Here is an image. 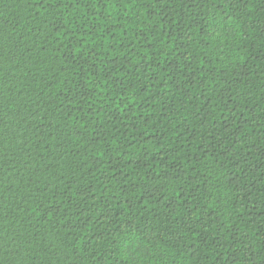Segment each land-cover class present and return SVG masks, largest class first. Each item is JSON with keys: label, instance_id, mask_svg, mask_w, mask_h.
Wrapping results in <instances>:
<instances>
[{"label": "trees", "instance_id": "1", "mask_svg": "<svg viewBox=\"0 0 264 264\" xmlns=\"http://www.w3.org/2000/svg\"><path fill=\"white\" fill-rule=\"evenodd\" d=\"M0 264H264V0H0Z\"/></svg>", "mask_w": 264, "mask_h": 264}]
</instances>
